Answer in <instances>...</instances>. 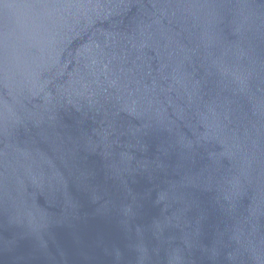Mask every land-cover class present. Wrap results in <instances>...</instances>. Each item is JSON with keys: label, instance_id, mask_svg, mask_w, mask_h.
Returning a JSON list of instances; mask_svg holds the SVG:
<instances>
[{"label": "water", "instance_id": "1", "mask_svg": "<svg viewBox=\"0 0 264 264\" xmlns=\"http://www.w3.org/2000/svg\"><path fill=\"white\" fill-rule=\"evenodd\" d=\"M0 264H264V0H0Z\"/></svg>", "mask_w": 264, "mask_h": 264}]
</instances>
